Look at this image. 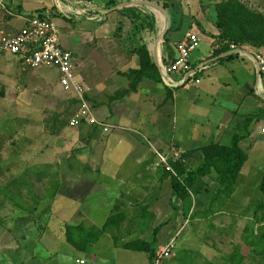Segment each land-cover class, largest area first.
<instances>
[{
  "label": "rangeland",
  "instance_id": "obj_1",
  "mask_svg": "<svg viewBox=\"0 0 264 264\" xmlns=\"http://www.w3.org/2000/svg\"><path fill=\"white\" fill-rule=\"evenodd\" d=\"M145 1L162 6L163 0ZM178 1L183 13L193 17L195 26L184 23L180 31L171 34L172 41L182 39L189 30L201 38L216 31L211 37L212 41L217 39L215 5L222 0H188L187 4L185 0ZM238 1L264 16V0ZM90 3L93 5L91 0H83L80 7L84 9ZM119 3L124 5L120 12H110L106 20L86 10L87 13L68 14L71 20L63 28L61 20L55 22L63 45L72 53L76 74L85 84L95 115L119 127L111 129L108 136L112 139L119 134L131 143L117 145V154L131 145L140 147L142 143L145 147L144 159L139 164L133 161L139 175L124 173L131 172L132 160L118 170L138 190L117 193V208L126 219L108 226L96 242L88 244L87 228H101L104 220L117 212L116 205L109 201L112 195L88 183L92 176L86 169L95 170L98 164L76 158L77 153L90 147L88 141L93 133L85 125L68 126L76 104L71 101L72 94L58 84L55 68L22 69L16 57L0 53V264H76L75 255L85 256V260L88 257L93 264H148L146 253L123 249L122 244L143 238L155 251L170 237L175 239V249L159 264H234L227 259L235 251L242 256L240 264H264V207L260 206L264 201L260 189L264 178V100L256 98L251 88L250 97L245 96L242 103L246 107L244 115L240 110L238 113L240 104L236 107L233 102L221 100L213 104L212 120L200 121L184 110L189 100H196V87L201 88L193 81L189 82L195 85L190 92L170 87L175 96L172 93L168 98L162 83L145 79L136 92L110 99L127 86L121 72L138 66L132 52L134 45L146 44L153 60L158 37L153 7L135 5L133 0L116 1ZM129 7L136 10L137 19L132 17L133 12H123ZM0 19L5 29L6 12L1 4ZM133 22L141 27L135 37H131ZM202 23L210 31H204ZM117 26H121L120 31ZM163 37L162 53L167 50ZM241 45L264 54V46L247 42ZM203 47L200 42L192 59ZM171 78L177 75L171 74ZM261 78L264 83V74ZM257 84L261 93L260 81ZM198 100L205 104L209 97L200 95L196 103ZM247 119L251 121L245 128ZM236 133L246 135L241 145L247 160L233 192L213 200L218 184L213 175H208L198 183L200 187L197 185L198 191L190 195V200L182 202L171 193L169 178L173 174L164 173L161 178L153 175L159 172L154 165L157 162L158 166L156 151L170 157L174 147L185 168L192 170L202 162V146L229 145ZM115 142L112 140L111 146ZM109 148L105 152L112 155ZM68 227L71 229L66 236ZM163 230L167 234L159 236ZM67 237L76 243L77 246L71 243L75 250L69 247Z\"/></svg>",
  "mask_w": 264,
  "mask_h": 264
},
{
  "label": "crops",
  "instance_id": "obj_2",
  "mask_svg": "<svg viewBox=\"0 0 264 264\" xmlns=\"http://www.w3.org/2000/svg\"><path fill=\"white\" fill-rule=\"evenodd\" d=\"M91 1L93 2V5L90 3L91 5H88V6L86 5V7L83 9L82 7H80L84 5V4H81L83 0H80V1H77V0H0V4L6 12V21L4 22L2 20V23L4 22V24H6V28L4 29L3 27L0 26V29L6 31V33L8 34H13L17 32L24 25L25 20L27 18L31 17L35 13H40V15H43V16L48 14V16L52 18L54 21H56V19L61 20L63 22L61 27L63 28L64 24L71 20L68 14L70 15L72 13L81 14V13H85L86 10L87 11L93 10L94 12L97 13L96 16H98L100 20H104V19L106 20L110 12L112 11L114 12L118 10V9H113V7L110 9H106L107 3L111 0H91ZM116 1H120V0H116ZM185 3L187 4L188 0H185ZM0 24H1V19H0ZM201 25L204 31H207V32L210 31V29L206 27L207 25L205 26L204 23H202ZM194 26L195 24L192 23L191 28ZM210 32L212 33L211 34L212 36L214 35L216 31H210ZM156 35L158 37L156 39V42H154L153 62L158 67L162 60V57H164L166 54L169 56H173L172 48H173V44L175 43L174 41L176 40H173L170 42V47H169L170 51L166 50L164 53H162V39H161V36L159 37L157 33ZM211 36L203 35L201 38V44H203L204 46L201 49L202 52L194 56L193 59L191 56L192 65H197L200 63H204V62L210 63L205 70H203L202 72L198 74L197 78L200 80L199 83H195L194 79L192 80L195 84H197L196 86L198 85L201 86V88L196 87L197 89L194 91V97H196V100H197V97H199L200 95H203L204 98L209 97V100L207 101V103L203 104L201 100H198L196 103V100L191 99L188 101V104H186L184 108L185 111L188 110V112L189 111L190 113L192 112V115L196 116L197 119L200 121L201 120L204 121L206 119L212 120L213 115H210V114L214 112L213 109L215 110L213 104L218 103L221 100L224 103L228 101L233 102V106L236 104H240V106L238 107V113L240 110V115H244L246 107L242 106V103H243L245 96L250 97L248 95L249 94L248 90H250L251 88L254 90V94L256 98L260 97L261 99L264 100V83L261 78V75H258L257 73V68L255 66V63L251 61L250 59L238 56L237 54L234 53L233 50L229 49L228 46H227L228 47L227 51L222 52L220 54H216V51L219 50L221 46L214 48L213 42L216 39L214 38L212 41L213 36L212 37ZM61 42H62V39H61ZM65 48L69 49L68 47H65ZM197 50L198 49L193 51V53L196 52ZM243 58H245L247 61L243 60ZM17 63L19 64L18 60H17ZM255 76H256V82L253 81ZM258 81H260V84H261V93L258 92L259 91V85L257 84ZM194 86L195 85L189 84L188 87L178 86L172 89L174 90L175 88L181 87L182 88L181 91L190 92L194 88ZM178 95H180L179 92H178ZM173 96H175L174 93H173ZM224 110H227V109H224ZM221 111H222L221 109L218 110V112H221ZM193 112L195 113L193 114ZM233 114L235 115V113ZM85 126L90 127V130L93 133L92 138H90L91 136L90 135L88 137L90 138V140L88 141V138L86 140L90 144V147H86V149H83L81 154L77 153L76 158L84 157L85 159H89L91 161L90 163L96 164V165L98 164L95 170L93 168L86 169L92 176V181L90 180L88 183L95 184L93 186L95 190L109 192V194H111L113 197V198H110L109 201L113 202V205L114 204L116 206L118 204L120 205V200H119L120 198H118L117 196L118 192L123 191L124 193L126 192L124 190H127L129 192L130 191L135 192L138 190L136 186L131 184L128 179L120 176L122 174L121 172H118V170L126 167L125 162L127 160L129 161L132 160L131 165H130L131 172L129 173V171L127 172L124 171V173L125 174L127 173L128 175L130 174V176H132L133 174V177H136L137 175H139V172H138L139 167L134 166L133 161L135 159V162L139 164L140 159H144L145 147H143L142 143L140 147L139 145L138 146L135 145V147L133 148L131 145V148L128 147L127 150L124 151V153L120 151L121 153L119 154L120 155L119 156L116 151L117 145L122 144L124 142L128 144V146L131 144L129 141H126L127 139L126 140L124 139L125 137L117 134V135H113L112 136L113 138L110 139L111 137H109L107 133H103L99 127L90 126V125H85ZM114 133H118V131L115 130ZM112 140L116 141L115 142L116 144L114 146L113 145L111 146L110 144L112 143ZM108 147H110L108 151L112 150L111 151L112 155H110L109 152L108 153L105 152ZM152 152L154 154V150ZM157 153L159 152L156 151V156H157ZM114 157H116L117 159H114ZM156 161H158V157ZM156 163L157 162H155L154 165L157 168H159V172L157 173L155 172V174L153 173L152 174L156 175L158 178L159 177L161 178L163 177V175H165L164 174L165 171L163 170L161 166H157ZM106 170H108L109 172ZM129 184L131 187H129ZM104 222L101 224V226L104 224ZM132 229H135V228L132 227ZM138 232L140 233V230H138ZM158 233H159V236L160 235L165 236L167 234L165 230L159 231ZM169 239L164 241V243L167 242ZM69 247L72 250H75V248H73L71 244H69ZM74 258H75L74 263H76L75 260L77 258L84 259L85 256L75 255ZM89 263L90 261L88 260V257H87L84 264H89ZM90 264H93V262Z\"/></svg>",
  "mask_w": 264,
  "mask_h": 264
},
{
  "label": "trees",
  "instance_id": "obj_3",
  "mask_svg": "<svg viewBox=\"0 0 264 264\" xmlns=\"http://www.w3.org/2000/svg\"><path fill=\"white\" fill-rule=\"evenodd\" d=\"M116 5V0H111L107 3L106 9H110ZM162 7L168 11L171 18L170 28L163 37L166 43V49L170 51L169 47L170 42L172 41L171 34L180 31L184 23H187V26L190 27L193 22V17L183 13L181 4L178 0H163ZM121 9H118L117 11L120 12L119 10ZM123 12H133V14H137L136 10L131 7L126 9L124 8ZM152 12L155 17L154 29L160 37V30H163L166 27L167 20L164 14L157 9H153ZM133 14L132 17L134 16L137 19L138 15L135 16ZM35 15L40 16V13H35L32 16ZM215 17L216 28L219 31L217 35V40L219 42L228 41L236 44L247 42L255 46H264V16L261 13H255L254 11L246 8L238 0H222L215 5ZM145 20L148 22L149 18L145 17ZM132 25L133 29L131 31V37H135L139 33L141 27L135 22H133ZM197 26L200 27L199 24H197ZM116 30L120 31L121 26H117ZM227 50V45H222L220 49L216 51V54H220ZM132 52L137 56L138 66L121 72V75L127 79V86L116 92L113 97H110V99H118L131 92H136L139 84L145 79L163 84L158 67L153 62L147 45L144 43H138L137 45H134ZM167 81L171 84L174 83L170 79ZM163 86L167 97L170 98L172 89L164 84ZM88 100H90L89 97ZM71 101L76 104L74 98H72ZM250 121L251 119H247L245 121V128H247ZM245 136V133L234 134L229 145L210 143L202 146L200 148L202 162L195 169H186L182 159L180 158L175 161H170L171 166L175 171V175H170L169 178L172 196L182 202H188L191 198L190 195L198 191V183L202 182L203 177L208 175H213L214 180L218 184L215 193L212 195L213 200L221 196L223 193L233 192V186L236 183L242 166L247 160V152L241 145V141L246 138ZM165 173L168 172L165 171ZM51 181L54 182L56 180ZM260 189L264 193V178L260 183ZM260 206L264 207V201ZM115 208L117 212L109 215L101 228H87L88 230L85 233L88 237V244L96 242L99 239L102 230L108 226H116L121 221L126 219V216L121 213L119 208H117V206ZM76 226H80L82 229L81 225ZM69 229H71V227H68L66 236L68 235ZM83 230L86 229L84 228ZM155 232L156 231L154 230V233ZM67 239L69 240L68 237ZM71 243L73 246H77L74 241H70V244ZM121 247L126 250L146 253L148 264H153L155 251L148 241L137 238L123 243ZM241 259L242 256L235 251L228 255L227 261L234 264H240Z\"/></svg>",
  "mask_w": 264,
  "mask_h": 264
},
{
  "label": "built area",
  "instance_id": "obj_4",
  "mask_svg": "<svg viewBox=\"0 0 264 264\" xmlns=\"http://www.w3.org/2000/svg\"><path fill=\"white\" fill-rule=\"evenodd\" d=\"M200 42L201 37L189 30L181 40L173 44V56L166 54L162 57L158 70L162 82L166 86L169 88L188 87L189 82L193 79L195 83H199L198 74L210 64L204 62L192 65L191 63L192 53L198 48ZM222 45H227L238 56L253 61L258 75L264 74V54L252 52L241 44L228 41L219 42L217 39L214 41L213 47ZM0 53H7L16 57L22 69L55 68L58 71V84L63 90L70 92L76 101V108L68 120L69 127L97 126L104 133L119 128L99 120L95 115L88 100L85 84L76 74L72 53L62 45L60 28L48 14L27 18L24 25L13 34H8L0 29ZM174 73L177 75V79L171 78V74ZM168 79L174 84L168 83ZM170 152V157L157 153L158 166L175 175L170 161L179 159L180 153L174 147ZM174 249L175 239L170 238L155 250L153 264H159L163 259L170 257ZM75 262L84 264L85 259L77 258Z\"/></svg>",
  "mask_w": 264,
  "mask_h": 264
},
{
  "label": "water",
  "instance_id": "obj_5",
  "mask_svg": "<svg viewBox=\"0 0 264 264\" xmlns=\"http://www.w3.org/2000/svg\"><path fill=\"white\" fill-rule=\"evenodd\" d=\"M133 3L135 5H144L146 7H153L154 9H157L158 11L162 12L167 20V25L166 27L162 30L161 32V38L164 36V34L168 31V29L170 28L171 25V18L170 15L168 13V11L166 9H164L162 6L158 5L157 3H153L151 1H145V0H133ZM124 5L121 3L117 6H114L113 9H120L121 7H123ZM263 97V96H261Z\"/></svg>",
  "mask_w": 264,
  "mask_h": 264
}]
</instances>
